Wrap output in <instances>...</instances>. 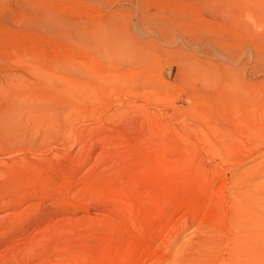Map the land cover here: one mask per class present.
Here are the masks:
<instances>
[{"label":"rangeland","instance_id":"obj_1","mask_svg":"<svg viewBox=\"0 0 264 264\" xmlns=\"http://www.w3.org/2000/svg\"><path fill=\"white\" fill-rule=\"evenodd\" d=\"M0 119V264H264V0H0Z\"/></svg>","mask_w":264,"mask_h":264},{"label":"bare ground","instance_id":"obj_2","mask_svg":"<svg viewBox=\"0 0 264 264\" xmlns=\"http://www.w3.org/2000/svg\"><path fill=\"white\" fill-rule=\"evenodd\" d=\"M236 1H237V0H236ZM201 2H202V1H201ZM51 17H52V16H51ZM55 20H56V19H55ZM48 21H51V20H48ZM53 21H54V20H53ZM52 23H53V22H52ZM61 23H62V22H61ZM50 24H51V23H50ZM55 24H56V23H55ZM57 24H58V23H57ZM57 24H56V25H57ZM52 25H54V24H52ZM61 25H62V24H61ZM5 112H6V111H5ZM8 112H9V111H7V113H8ZM7 113H6V114H7ZM8 114H10V113H8ZM8 114H7V115H8ZM4 117H5V116H4ZM7 117H8V116H7ZM5 118H6V117H5ZM0 120H1V119H0ZM3 120H4V119H3ZM7 120H8V119H7ZM16 121H17V120H16ZM8 122H9V121H8ZM10 123H11V122H10ZM1 124H2V122H1ZM3 124H4V123H3ZM6 124H7V123H6ZM14 124H16V122H15Z\"/></svg>","mask_w":264,"mask_h":264}]
</instances>
